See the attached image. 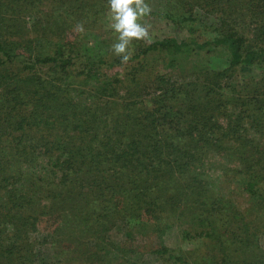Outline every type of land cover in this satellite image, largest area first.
I'll list each match as a JSON object with an SVG mask.
<instances>
[{
	"label": "trees",
	"instance_id": "obj_1",
	"mask_svg": "<svg viewBox=\"0 0 264 264\" xmlns=\"http://www.w3.org/2000/svg\"><path fill=\"white\" fill-rule=\"evenodd\" d=\"M145 3L0 0V264H264V0Z\"/></svg>",
	"mask_w": 264,
	"mask_h": 264
},
{
	"label": "clouds",
	"instance_id": "obj_2",
	"mask_svg": "<svg viewBox=\"0 0 264 264\" xmlns=\"http://www.w3.org/2000/svg\"><path fill=\"white\" fill-rule=\"evenodd\" d=\"M109 8L112 13L111 27L118 34L112 49L122 62H127L131 57L129 45L133 39L151 40L148 28L139 22L150 14L151 9L145 0H109Z\"/></svg>",
	"mask_w": 264,
	"mask_h": 264
},
{
	"label": "rangeland",
	"instance_id": "obj_3",
	"mask_svg": "<svg viewBox=\"0 0 264 264\" xmlns=\"http://www.w3.org/2000/svg\"><path fill=\"white\" fill-rule=\"evenodd\" d=\"M161 0H152V9L154 11H161V9L158 8V5H160ZM111 13V12H110ZM112 16V14H110ZM109 20V25L111 26L112 20ZM109 18V17H108ZM145 26L148 28L149 36L151 37V40H144L145 43H151L157 40H162L164 38H175L178 41H182L183 39H186L189 37V33L184 31V30H179L176 27H174L171 23H169L165 19H161L159 17H151L148 19H145ZM82 35V36H81ZM80 36L83 37L85 35V40L87 43H89L92 47L97 46V43L100 44V42H104V39L110 38V33L108 30H102L96 32L95 30H90L86 31V33L81 34ZM118 34L115 33L113 42H116ZM76 37H71L70 40H73ZM99 40V41H98ZM106 45L104 42V48H105V53L107 52L106 50ZM129 50L131 52L134 51L135 45H129ZM97 51H103V48L100 47L96 48ZM133 50V51H132ZM256 73H259V70H255ZM243 74L248 75L246 72H243ZM242 76V74H239ZM123 238V235L118 233L113 235V240L118 241ZM143 243V242H142ZM166 245L170 248H185L187 249V246L185 243L181 242V240L173 233L170 237H166ZM190 249V248H189ZM145 260L143 261L142 264H160V260L155 259L156 257L150 256V255H145Z\"/></svg>",
	"mask_w": 264,
	"mask_h": 264
}]
</instances>
